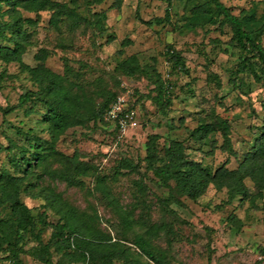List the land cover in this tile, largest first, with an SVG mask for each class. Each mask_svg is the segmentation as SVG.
I'll return each mask as SVG.
<instances>
[{"label":"rangeland","instance_id":"374dc122","mask_svg":"<svg viewBox=\"0 0 264 264\" xmlns=\"http://www.w3.org/2000/svg\"><path fill=\"white\" fill-rule=\"evenodd\" d=\"M49 1L55 5L67 4L85 18L106 12L107 34L114 39L107 43V37L99 36L90 23L85 21L75 26L67 16L59 27L52 26L55 7L30 12L20 6L14 12L5 6L1 11L4 21H10L15 13L33 21L27 25L31 45L23 55L24 63L36 67L40 63L36 56L44 52L45 66L73 81L75 92L84 91L96 106L103 103L107 93L122 92L134 104L140 122L137 129L122 135L104 121L87 119L58 138L54 153L34 174L32 186L55 192L62 205L64 202L85 217L96 233L109 236L122 250L130 248L128 259L115 257L109 263L97 259L73 264H155L132 244L133 237L142 233V229L136 226L125 231L121 227V209L133 212L136 218L145 217L153 226L166 221L167 233L161 231L146 238L154 254L168 264H264V191L260 193L247 178L244 184L250 194L246 199L230 200L225 187L218 189L216 184H211L203 196L192 200L169 186L163 187L147 170L144 160L151 135L161 137V148L181 141L189 158L209 167L214 175L222 167L237 170L254 146L257 128L262 126L264 117V79L254 82L250 73L246 75L240 70L246 56L236 48L230 26L204 27L206 21L201 19L194 31L186 29L182 27L183 16H192L183 3L177 2L170 10L171 23L157 24L159 18L166 17L165 0H104L94 4L91 0ZM221 2L238 17L257 7V18L264 21V0ZM170 47L184 59L188 72L167 60ZM134 54H139L143 62L156 64L164 81L171 85L170 103L157 102L158 93L151 81L116 71L119 57ZM237 78L239 84L234 86ZM27 90L37 91L38 87L17 63L0 60V145L8 147L10 139L17 138L14 128L26 131L38 126L39 114L26 118L19 110L3 113L4 109L15 106ZM218 119L228 120L231 126L227 141L221 133L213 135L208 145L192 140L191 132L200 124ZM38 135L49 139L46 131H38ZM17 143L23 144L22 139L18 137ZM10 157L7 152L2 153L0 170L10 167ZM76 160L87 168L86 177L74 170L77 163L72 162ZM123 160L131 161L135 170L121 169ZM64 176L67 178L63 179ZM102 185L119 202L117 209L102 194ZM171 196L173 201H167L168 204L159 201ZM138 198L144 202L139 203ZM22 202L33 209L34 215L47 211L43 242L55 246L51 234L58 223L62 224V214L44 209L43 200H32L27 193L22 195ZM145 205L149 210L145 211ZM33 245L31 242L25 246L20 257L22 264H44L39 261L41 258L31 254ZM51 250V264L66 262L65 252L57 254ZM0 264L13 263L0 252Z\"/></svg>","mask_w":264,"mask_h":264},{"label":"trees","instance_id":"16d2710c","mask_svg":"<svg viewBox=\"0 0 264 264\" xmlns=\"http://www.w3.org/2000/svg\"><path fill=\"white\" fill-rule=\"evenodd\" d=\"M91 1L94 4L102 3L104 0ZM165 2L168 4L166 17L159 18L157 24L171 23L170 10L176 2L183 3L187 13L192 16V18L187 17V14L183 16L185 24L182 27L186 29L194 31L201 19L206 21L204 27L211 25L224 27L228 24L233 33L236 48L246 56L240 64V70L246 75L250 73L254 82L263 81L264 21L257 18V7H253L245 16L238 17L233 15L221 0H165ZM5 6L9 11L14 12L20 6L30 12H39L46 6L55 7L57 12L51 19L52 26L59 27L64 23L62 22L63 17L67 16L69 20L72 19L75 26H81V22L85 21L87 24L90 23L99 36L107 37V43H111L114 39L113 36L107 34V13L104 11L94 13L92 18H85L67 4L55 5L49 0H0V60L6 63H17L23 73H26L30 81L38 87L37 91L27 90L15 106L4 109L3 113L10 114L19 110L26 118L37 114L41 116L36 128L30 127L26 131L14 128L16 137L22 139L23 144H18L16 138L15 140L10 139L8 147L0 145V156L4 152L11 155L8 163L10 167H3L0 170V252L13 264H22L21 254L25 251V246L32 242L34 245L31 246V254L41 258L39 261L44 264H51V249L57 254L65 252L66 262L58 264H67V262L73 264L79 261L96 262L97 259L109 263L115 257L128 259L130 251L127 249L130 248L122 250L118 247L121 245L114 244L109 236L96 233L85 217L79 215L74 208L67 207L64 202L62 205L60 196L55 192L32 186L34 174L38 168L45 165L49 155L54 153V143L71 128L80 126L91 118L95 121H104L109 127L113 126V131L119 132L116 124L107 120L106 116L115 100L124 93L109 92L104 96L103 103L96 106L84 91H74L73 81L45 66L44 52L40 53L41 56H36L37 61H40L36 67L25 64L23 55L27 47L31 45V35L27 25H32L33 21L23 19L16 13L10 21H4L1 11ZM166 55L172 65L188 72L184 59L173 47L167 50ZM116 71L127 77L142 76L151 81L156 86L157 102L160 105L165 102L170 103L171 85L164 81L155 63L143 62L139 54L126 58L119 57ZM241 83L243 84V79ZM236 84H239L238 78L233 81V85L236 86ZM127 108L137 113L130 99ZM257 129L255 144L245 154L237 170L230 171L222 167L214 175L209 167L189 158L181 141H173L161 148L159 135L148 137L144 159L147 170L154 174L163 187L169 186L178 194L192 200L203 196L211 184H216L218 189L225 187L230 200H235L237 197L246 199L250 194L249 188L244 184L247 178L255 184L260 193L264 191V117L262 126ZM38 131H46L49 139L39 136ZM217 133H221L225 140L229 139L231 126L228 120L203 122L191 132V138L197 143L208 145L212 136ZM74 162L77 163L78 160L72 163ZM120 168L134 171L136 166L129 160H123ZM74 170L79 176L86 177L88 174L87 168L79 163L74 165ZM66 178V176L63 177V179ZM171 182L174 185H170ZM101 190L102 194L111 200L113 208L117 209L120 206L119 202L111 198L109 190L104 185ZM26 193L32 200H43L44 209L62 214V224L58 223L51 234V241H56L55 246L53 243L43 242V233L48 225L47 211H40L34 215L33 209L22 202V195ZM172 198L171 196V198L159 199V201L168 204L167 201H173ZM138 200L139 203L144 202L141 198ZM149 208L148 205L144 206L145 211ZM119 216V223L125 231H132L136 226L142 229V233L133 237L132 244L143 255L155 264H168L161 256L154 254L150 241L146 238L159 235L161 231L167 233L165 220L160 223V226H153L146 221L145 217L136 218L133 212L122 209ZM232 223L237 226L234 220ZM262 253L264 254V249Z\"/></svg>","mask_w":264,"mask_h":264},{"label":"built area","instance_id":"2783aa9c","mask_svg":"<svg viewBox=\"0 0 264 264\" xmlns=\"http://www.w3.org/2000/svg\"><path fill=\"white\" fill-rule=\"evenodd\" d=\"M128 98L127 96H119L112 104L107 113V120H110L116 124L119 128V132L125 135L130 130H135L139 127L138 115L133 110H128Z\"/></svg>","mask_w":264,"mask_h":264}]
</instances>
